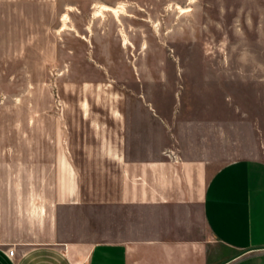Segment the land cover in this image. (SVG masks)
Instances as JSON below:
<instances>
[{
	"label": "crops",
	"instance_id": "0c3cea01",
	"mask_svg": "<svg viewBox=\"0 0 264 264\" xmlns=\"http://www.w3.org/2000/svg\"><path fill=\"white\" fill-rule=\"evenodd\" d=\"M248 74L253 109L241 89L243 105L206 93L171 116L138 101L109 147L89 146L85 117L81 148L65 147L66 121L45 117L55 146L0 148V264H264L262 79Z\"/></svg>",
	"mask_w": 264,
	"mask_h": 264
},
{
	"label": "rangeland",
	"instance_id": "374dc122",
	"mask_svg": "<svg viewBox=\"0 0 264 264\" xmlns=\"http://www.w3.org/2000/svg\"><path fill=\"white\" fill-rule=\"evenodd\" d=\"M103 2L126 12L97 18ZM191 2L0 0V148L55 146L45 117L66 121L65 147L81 148V117L89 146L109 147L113 117L141 114L138 101L171 116L206 108V93L243 105L241 89L253 109L255 71L264 107V0Z\"/></svg>",
	"mask_w": 264,
	"mask_h": 264
},
{
	"label": "bare ground",
	"instance_id": "6f19581e",
	"mask_svg": "<svg viewBox=\"0 0 264 264\" xmlns=\"http://www.w3.org/2000/svg\"><path fill=\"white\" fill-rule=\"evenodd\" d=\"M177 9L180 11L181 14H186L189 11V10L181 8L179 6L177 7ZM125 10L126 9H125L124 5H121L118 8H111V7H108L105 5H101V6L97 7L96 12H95V17L99 18V17H103L105 13H112L117 18H119L120 15H122L126 12ZM63 22H64V27H66L67 26L66 23L68 22V17H65ZM129 44L130 43L127 40V38H124V45L128 46Z\"/></svg>",
	"mask_w": 264,
	"mask_h": 264
},
{
	"label": "built area",
	"instance_id": "2783aa9c",
	"mask_svg": "<svg viewBox=\"0 0 264 264\" xmlns=\"http://www.w3.org/2000/svg\"><path fill=\"white\" fill-rule=\"evenodd\" d=\"M14 253H15L14 249H11V250H10V255H11V256H14Z\"/></svg>",
	"mask_w": 264,
	"mask_h": 264
}]
</instances>
